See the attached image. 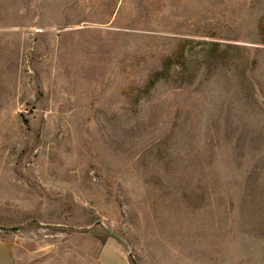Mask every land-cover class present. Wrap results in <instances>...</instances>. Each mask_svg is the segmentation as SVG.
<instances>
[{
  "label": "rangeland",
  "instance_id": "1",
  "mask_svg": "<svg viewBox=\"0 0 264 264\" xmlns=\"http://www.w3.org/2000/svg\"><path fill=\"white\" fill-rule=\"evenodd\" d=\"M0 226V264H264V0H0Z\"/></svg>",
  "mask_w": 264,
  "mask_h": 264
},
{
  "label": "crops",
  "instance_id": "2",
  "mask_svg": "<svg viewBox=\"0 0 264 264\" xmlns=\"http://www.w3.org/2000/svg\"><path fill=\"white\" fill-rule=\"evenodd\" d=\"M107 246L111 247V248H112L114 251H116V253H117L116 246H114V244H111V243L108 242V243H106V245L104 246V248H103V250H102V255H103V251H104V249H105ZM102 255H101V261H102V264H106V263L103 261ZM122 260H123V258H122ZM123 261H124L125 264H128V262H127L126 260H123ZM6 264H9L8 260L6 261Z\"/></svg>",
  "mask_w": 264,
  "mask_h": 264
},
{
  "label": "water",
  "instance_id": "3",
  "mask_svg": "<svg viewBox=\"0 0 264 264\" xmlns=\"http://www.w3.org/2000/svg\"><path fill=\"white\" fill-rule=\"evenodd\" d=\"M11 229H13V228H11V227H2V226H0V230H1V231L11 230ZM109 234H110L114 239H116V240H118V241H121V239H120L118 236H116L115 234H113L112 232H109ZM130 258H131V256H130ZM131 260H132V259H131ZM132 264H136V262L132 260Z\"/></svg>",
  "mask_w": 264,
  "mask_h": 264
}]
</instances>
